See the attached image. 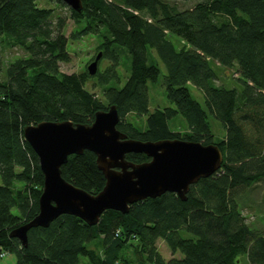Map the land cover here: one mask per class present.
<instances>
[{
	"label": "trees",
	"instance_id": "16d2710c",
	"mask_svg": "<svg viewBox=\"0 0 264 264\" xmlns=\"http://www.w3.org/2000/svg\"><path fill=\"white\" fill-rule=\"evenodd\" d=\"M38 1L0 0L2 47L29 55L8 64L0 57V258L14 255L15 264H80L81 256L88 264H264V217L262 227L251 226L239 206L264 180V0H198L192 8L176 0H82V12L71 9L70 18L85 26L72 37L99 34L105 58L118 66L124 49L130 62L125 86H103L101 98L87 89V72H61L60 64L71 59L67 18ZM149 49L166 67L163 85L174 105L153 113L148 84L158 82L162 72L149 63ZM213 65L235 69L240 87L217 85ZM190 85L222 122L224 139H215ZM113 105L120 116L117 128L128 138L215 144L224 155L221 170L192 186L186 201L166 193L131 205L128 214L106 211L96 226L63 215L48 228L30 230L27 247L11 238L12 230L38 215L44 184L24 129L45 121L91 125L97 112ZM131 115L147 117L145 131ZM178 116L186 120V131L171 130L169 121ZM127 159L150 161L145 154ZM96 161L90 151L71 155L62 176L97 195L106 179ZM160 240L172 252L170 260L160 253ZM94 241L102 243L101 251L88 248Z\"/></svg>",
	"mask_w": 264,
	"mask_h": 264
},
{
	"label": "water",
	"instance_id": "95a60500",
	"mask_svg": "<svg viewBox=\"0 0 264 264\" xmlns=\"http://www.w3.org/2000/svg\"><path fill=\"white\" fill-rule=\"evenodd\" d=\"M82 12V0H55ZM99 54L88 67L90 76L98 72ZM116 105L97 112L91 125L70 121H45L24 129V137L39 158L44 184L39 198V213L31 221L11 231L10 237L28 246V233L48 228L59 217L72 215L89 226L99 224L109 210L123 214L131 205L156 199L166 193L186 201L191 187L221 170L224 155L219 146L181 139L143 142L128 138L118 128ZM90 151L96 155L98 169L106 179L97 195L76 187L62 176V166L71 155ZM128 154H145L149 162L135 164Z\"/></svg>",
	"mask_w": 264,
	"mask_h": 264
},
{
	"label": "rangeland",
	"instance_id": "374dc122",
	"mask_svg": "<svg viewBox=\"0 0 264 264\" xmlns=\"http://www.w3.org/2000/svg\"><path fill=\"white\" fill-rule=\"evenodd\" d=\"M198 0H176L177 4L182 8H192ZM40 7L53 8L57 15L67 18V26L65 29L66 37L68 38V52L70 53L71 59L69 62L61 63L60 70L65 74L73 73H88V67L94 62L95 58L103 53L100 43L103 41L99 34H89L80 37L77 36L78 30L85 26V22L78 26L70 18V8L64 3L50 0H39ZM75 33L76 36L72 37ZM171 40L174 42L177 48H180V40L178 37H172ZM121 53L120 64L115 65L112 60H109L102 55L99 65L98 72L95 76H91L87 89L92 93L97 94L100 98L102 96L103 86H113L122 88L130 77L129 71V58L124 49L119 50ZM0 57L5 64L20 57H29L25 52L18 47H7L3 48L0 43ZM149 63L157 64L161 69V77L158 82L148 84L149 96H150V112L153 113L157 109H165L167 107H174V105L168 100L166 90L163 85V78L166 75L167 70L164 63L160 60L157 52L154 49H149ZM214 69L218 71L217 85L224 86L228 89L240 87V84L236 81L238 73L235 69L227 70L220 68L219 66L213 65ZM89 74V73H88ZM191 92L196 100L203 106L208 113V122L210 124L212 133L217 141L225 138L226 130L220 120H218L213 114H211L206 106L205 97L203 93L196 87L190 85ZM129 120L134 123L140 130L145 131L147 128V117H139L136 115L129 116ZM169 125L172 131H186L188 124L182 116H178L175 119L169 121ZM1 184V179H0ZM255 188L252 189L247 195H245L240 201L239 206L243 212V215L247 217V223L254 227H262L264 217V180L257 183ZM13 212L19 215V211L14 209ZM182 237L193 238V235L182 232ZM89 249L101 251L103 249L100 241H94L87 244ZM158 248L162 256L166 260L173 258V254L168 246L160 240L158 242ZM177 258L181 255L177 254ZM16 257L8 254L0 258V264H15ZM88 258L81 256L80 264H88Z\"/></svg>",
	"mask_w": 264,
	"mask_h": 264
}]
</instances>
